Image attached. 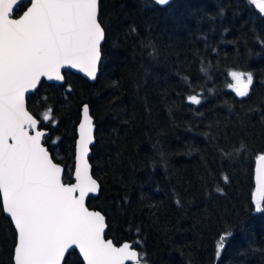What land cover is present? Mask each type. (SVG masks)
I'll return each instance as SVG.
<instances>
[{
	"label": "trees",
	"instance_id": "obj_1",
	"mask_svg": "<svg viewBox=\"0 0 264 264\" xmlns=\"http://www.w3.org/2000/svg\"><path fill=\"white\" fill-rule=\"evenodd\" d=\"M99 18L105 40L95 82L65 71L63 84L42 81L26 99L40 121L51 109L40 127L63 182H72L87 104L96 128L89 161L100 185L87 206L105 216L106 237L140 241L133 247L146 264H264V212L253 203L254 162L264 154V14L249 0H173L163 8L100 0ZM231 70L253 75L248 96L228 87ZM197 94L201 103L192 104L187 97ZM241 144L239 156H221L219 149ZM226 229L233 236L217 259ZM15 240L0 210V264H13ZM64 264L83 263L71 251Z\"/></svg>",
	"mask_w": 264,
	"mask_h": 264
},
{
	"label": "snow or ice",
	"instance_id": "obj_2",
	"mask_svg": "<svg viewBox=\"0 0 264 264\" xmlns=\"http://www.w3.org/2000/svg\"><path fill=\"white\" fill-rule=\"evenodd\" d=\"M30 3L19 18H12L18 4ZM165 6L170 0H154ZM264 14V0H249ZM100 0H0V210L14 225V264H64L70 250H79L84 264H146L144 254L133 247L140 241L116 246L105 239L106 218L86 206L89 194L100 185L90 174L89 145L94 125L84 105L76 150L75 183L62 182L63 169L44 146L41 122L51 121V109L42 121L26 109V93L37 90L42 79L63 82V69H78L97 78L105 28L99 18ZM135 32V28H132ZM150 56L156 49L150 42ZM201 71L207 72L202 63ZM228 87L246 97L253 75L229 71ZM187 99L200 104L199 94ZM55 143V141H53ZM241 144L222 157L239 156ZM225 183L228 177L223 176ZM255 211L264 212V154L256 167ZM221 191V189H217ZM179 203V201H177ZM233 236L226 229L216 242L219 259Z\"/></svg>",
	"mask_w": 264,
	"mask_h": 264
},
{
	"label": "water",
	"instance_id": "obj_3",
	"mask_svg": "<svg viewBox=\"0 0 264 264\" xmlns=\"http://www.w3.org/2000/svg\"><path fill=\"white\" fill-rule=\"evenodd\" d=\"M173 0H170V3L172 2ZM153 2H154V0H153ZM169 3V4H170ZM168 4V5H169ZM19 5V4H18ZM17 5V6H18ZM157 5V4H156ZM17 6H16V8H17ZM157 6H159V7H161V8H163V7H166L167 5H165V6H160V5H157ZM27 7H30V3H28V5H27ZM27 7L23 10V12L18 16V17H12V18H19L23 13H24V11H26V9H27ZM16 8H14V10L16 9ZM104 42V41H103ZM103 42H102V44H103ZM102 46V45H101ZM98 69H99V65H98ZM65 71H67V72H70V73H72V74H76V75H79V76H81L82 78H84V79H86L88 82H90V83H94L95 82V80H92L91 78H89L84 72H81V71H79L78 69H68V68H66V69H63L62 70V74L64 75V72ZM97 75H98V71H97ZM42 81H44L45 83H48V84H56V85H61V84H63L64 83V81L63 82H56V81H47L46 79H42ZM38 87H39V85H38ZM36 91V90H35ZM35 91H33V92H30V93H26V99H27V97H28V95H30V94H33ZM84 105H87V104H83L82 106H81V111H80V118H79V121H78V123H77V126H76V139H75V144H74V165H73V170H72V174H71V178H72V182H70V183H65V184H73V183H75V163H76V150H77V142H78V139H79V124L82 122V120H83V112H82V109H83V106ZM26 109L28 110V108H27V104H26ZM29 111V110H28ZM29 113H30V111H29ZM31 114V113H30ZM32 115V114H31ZM89 115L91 116V114H90V111H89ZM34 118H36L35 116H33ZM92 117V116H91ZM37 119V118H36ZM92 122H93V125H94V129H93V137H94V141H93V143L91 144V145H89V153H88V157H87V159H88V163H89V165H90V174L92 175V177L95 179V177L93 176V174H92V166H91V163H90V161H89V159H90V157H91V148L93 147V145H94V143H95V124H94V119H93V117H92ZM39 128H40V130H44V131H46V133H47V130L46 129H44V128H41L40 127V124H39ZM50 153V152H49ZM51 155V154H50ZM54 161V160H53ZM55 162V161H54ZM55 163H57V162H55ZM59 164V163H58ZM257 164H258V157L256 158V160H255V162H254V192H253V203H254V196H255V193H256V180H255V175H256V167H257ZM60 166H61V168L63 169V172H62V178H63V174H64V168H63V166L61 165V164H59ZM96 180V179H95ZM97 181V180H96ZM62 182H63V180H62ZM98 182V181H97ZM99 184V183H98ZM98 194H89V196L88 197H86V206H87V200H88V198L89 197H96ZM88 207V206H87ZM89 208V207H88ZM90 210H94V209H91V208H89ZM95 211H99V210H95ZM100 212V211H99ZM5 214V213H4ZM102 214V213H101ZM5 216L6 217H8L6 214H5ZM9 218V217H8ZM9 220H10V218H9ZM11 221V220H10ZM12 223V222H11ZM107 225V224H106ZM12 226H13V228H14V225L12 224ZM15 230V229H14ZM106 232H107V227H106V229H105V235H106ZM105 239H111V238H108V237H106L105 236ZM112 240V239H111ZM113 241V240H112ZM125 242H128V241H124V242H122V243H120V244H115L114 242V244L116 245V246H121L123 243H125ZM130 243V242H129ZM135 248V247H134ZM136 249V248H135ZM13 250H14V248H13ZM71 251H75L76 253H77V255L80 257V259H81V261H82V263L84 264V262H83V259H82V256L79 254V250L78 249H75V250H70V252ZM69 252V253H70ZM68 253V254H69ZM68 254H66V256L68 255ZM12 262H13V256H12ZM13 264H14V262H13ZM127 264H131V262H127Z\"/></svg>",
	"mask_w": 264,
	"mask_h": 264
},
{
	"label": "rangeland",
	"instance_id": "obj_4",
	"mask_svg": "<svg viewBox=\"0 0 264 264\" xmlns=\"http://www.w3.org/2000/svg\"><path fill=\"white\" fill-rule=\"evenodd\" d=\"M231 78V77H230ZM231 83H234V81H232V79H231ZM233 90V89H232ZM234 91V90H233ZM235 92V91H234Z\"/></svg>",
	"mask_w": 264,
	"mask_h": 264
},
{
	"label": "bare ground",
	"instance_id": "obj_5",
	"mask_svg": "<svg viewBox=\"0 0 264 264\" xmlns=\"http://www.w3.org/2000/svg\"><path fill=\"white\" fill-rule=\"evenodd\" d=\"M98 73H99V69H98ZM98 76V75H97Z\"/></svg>",
	"mask_w": 264,
	"mask_h": 264
}]
</instances>
